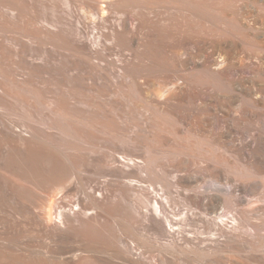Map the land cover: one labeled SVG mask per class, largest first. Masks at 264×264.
Instances as JSON below:
<instances>
[{"label": "bare ground", "instance_id": "obj_1", "mask_svg": "<svg viewBox=\"0 0 264 264\" xmlns=\"http://www.w3.org/2000/svg\"><path fill=\"white\" fill-rule=\"evenodd\" d=\"M0 264H264V0H0Z\"/></svg>", "mask_w": 264, "mask_h": 264}, {"label": "rangeland", "instance_id": "obj_2", "mask_svg": "<svg viewBox=\"0 0 264 264\" xmlns=\"http://www.w3.org/2000/svg\"><path fill=\"white\" fill-rule=\"evenodd\" d=\"M101 7L106 8V4L105 3L101 4ZM100 14L102 15L103 18H106L108 16V13H107L106 9L105 10H101ZM22 116H23V114H22Z\"/></svg>", "mask_w": 264, "mask_h": 264}]
</instances>
